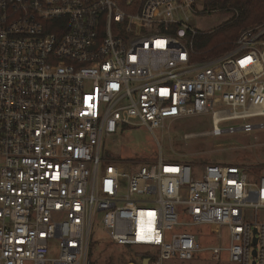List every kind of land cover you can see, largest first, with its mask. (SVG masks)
Masks as SVG:
<instances>
[{
    "label": "built area",
    "instance_id": "1",
    "mask_svg": "<svg viewBox=\"0 0 264 264\" xmlns=\"http://www.w3.org/2000/svg\"><path fill=\"white\" fill-rule=\"evenodd\" d=\"M196 0H0V264H91L102 230L150 264H264V175L110 160L127 128L264 130V23L198 58ZM223 124V125H222ZM226 125V127H223ZM218 228L201 248L190 228Z\"/></svg>",
    "mask_w": 264,
    "mask_h": 264
},
{
    "label": "rangeland",
    "instance_id": "2",
    "mask_svg": "<svg viewBox=\"0 0 264 264\" xmlns=\"http://www.w3.org/2000/svg\"><path fill=\"white\" fill-rule=\"evenodd\" d=\"M204 8V0H196L195 13L191 14L190 19V25L198 30L199 35L211 33L233 16L232 12L223 13L217 10L208 12L204 11ZM213 129L211 116L173 121L164 129L155 130L154 134L146 127H130L108 142L109 159L120 163H147L162 155L167 159L188 163L196 168L210 163L235 164L244 166L253 178L264 175V130L218 136L213 133ZM190 230L200 236L201 248L220 245L217 238L218 228L203 226ZM148 250L147 252L140 247L127 248L114 245L102 230H98L91 242L90 263L142 264L141 258H144L142 255L154 252L151 248ZM164 264L232 263L226 256L220 263H214L212 252L205 251L191 261L175 259Z\"/></svg>",
    "mask_w": 264,
    "mask_h": 264
},
{
    "label": "trees",
    "instance_id": "3",
    "mask_svg": "<svg viewBox=\"0 0 264 264\" xmlns=\"http://www.w3.org/2000/svg\"><path fill=\"white\" fill-rule=\"evenodd\" d=\"M204 5V11L232 12L233 16L211 33L196 36L194 47L201 60L232 51L243 31L264 23V0H204Z\"/></svg>",
    "mask_w": 264,
    "mask_h": 264
},
{
    "label": "water",
    "instance_id": "4",
    "mask_svg": "<svg viewBox=\"0 0 264 264\" xmlns=\"http://www.w3.org/2000/svg\"><path fill=\"white\" fill-rule=\"evenodd\" d=\"M142 264H150V260L149 258H146L143 260Z\"/></svg>",
    "mask_w": 264,
    "mask_h": 264
},
{
    "label": "flooded vegetation",
    "instance_id": "5",
    "mask_svg": "<svg viewBox=\"0 0 264 264\" xmlns=\"http://www.w3.org/2000/svg\"><path fill=\"white\" fill-rule=\"evenodd\" d=\"M145 258H141V260H144Z\"/></svg>",
    "mask_w": 264,
    "mask_h": 264
}]
</instances>
